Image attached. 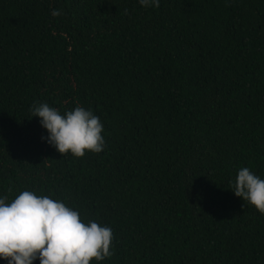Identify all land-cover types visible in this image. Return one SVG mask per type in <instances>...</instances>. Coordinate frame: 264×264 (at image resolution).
<instances>
[{"label":"trees","instance_id":"trees-1","mask_svg":"<svg viewBox=\"0 0 264 264\" xmlns=\"http://www.w3.org/2000/svg\"><path fill=\"white\" fill-rule=\"evenodd\" d=\"M37 103L91 109L104 151L60 154ZM241 167L264 178V0H0L8 202L33 191L111 227L100 264H264Z\"/></svg>","mask_w":264,"mask_h":264},{"label":"clouds","instance_id":"clouds-1","mask_svg":"<svg viewBox=\"0 0 264 264\" xmlns=\"http://www.w3.org/2000/svg\"><path fill=\"white\" fill-rule=\"evenodd\" d=\"M144 8H159L160 0H138ZM53 17L61 9L51 11ZM48 135L42 141L63 156L82 158L86 153H101L106 146L104 125L91 109L76 106L61 113L48 103L31 108ZM236 197L264 215V178L249 167H241L232 181ZM113 230L96 220L85 222L79 211L47 195L24 190L8 202L0 196V259L7 264H97L115 253Z\"/></svg>","mask_w":264,"mask_h":264}]
</instances>
